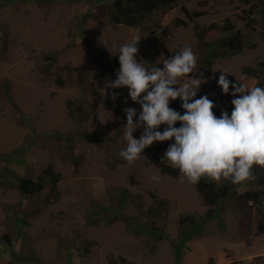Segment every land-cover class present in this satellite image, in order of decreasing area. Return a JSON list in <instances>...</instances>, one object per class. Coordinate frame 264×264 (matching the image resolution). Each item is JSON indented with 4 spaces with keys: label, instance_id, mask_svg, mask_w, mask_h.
Wrapping results in <instances>:
<instances>
[{
    "label": "rangeland",
    "instance_id": "rangeland-1",
    "mask_svg": "<svg viewBox=\"0 0 264 264\" xmlns=\"http://www.w3.org/2000/svg\"><path fill=\"white\" fill-rule=\"evenodd\" d=\"M111 3L55 0L52 5H16L0 0V47L5 36L9 41L6 58L0 56V264H108L111 257L121 256L136 264H175L170 242L178 235V219L208 209L196 184L161 171L164 153L174 140L155 142L131 164L119 156L126 145L127 120L98 99L99 95L111 98L112 89L106 96L103 87L106 80L117 77H110L96 58L110 63L122 45L139 37L136 59L144 61L147 46L142 42L150 37L134 27L114 26L109 19ZM243 9L241 0H181L176 8L154 17L160 25L153 33L169 28L166 44L171 53L191 47L196 55L195 23L208 26L227 18L243 30L249 45H255L230 60L218 61L213 77L199 86L195 98L207 96L213 109L227 113L232 112L233 96L231 87L225 95L218 86L221 72L230 82L251 89L259 81L244 69L257 67L264 59V27L247 28L239 17ZM195 12L201 16L193 19ZM84 15L90 18L83 23ZM52 55L55 59L48 60ZM170 57L161 54L158 67L162 69ZM144 66L152 67L145 61ZM181 79L189 82L188 77ZM77 106L89 115L73 116L70 110ZM135 109L139 115L140 106ZM166 127L161 125L157 131ZM142 132L137 129L133 137L138 140ZM50 164L61 174L58 199L51 196L50 185L41 194L22 196L18 178L38 181ZM115 187H127L137 198L143 197L147 207L154 201L151 192L168 199L170 238L156 243L146 236L136 237L122 221L89 226L94 201H107ZM135 206L129 204L128 214H138ZM223 217L226 230L217 222L208 225L203 236L190 243L185 264H207L210 258L216 264H255L264 257V233L257 234L254 203L232 200ZM7 233L12 235L11 244L3 240Z\"/></svg>",
    "mask_w": 264,
    "mask_h": 264
},
{
    "label": "trees",
    "instance_id": "trees-1",
    "mask_svg": "<svg viewBox=\"0 0 264 264\" xmlns=\"http://www.w3.org/2000/svg\"><path fill=\"white\" fill-rule=\"evenodd\" d=\"M12 4H22L27 2H36V4L52 5L55 0H9ZM102 1V0H101ZM181 0H112L109 6V19L114 26L126 25L137 28L143 35L146 33L150 39L146 38L142 44L147 46L143 53V60L150 66L159 65L158 57L161 54L174 56L178 52L171 53L166 44L167 38L170 36L169 28H163L162 33L155 34V28L159 25L154 20V17L165 14L168 11L176 8ZM245 4L246 9H243V14L239 17L245 22L247 28L256 29V26L264 27V0H241ZM201 16L199 12H195L191 18ZM90 15H84L83 23L88 21ZM162 20V18H160ZM195 36L197 38V66L190 76L199 78V72L203 73L204 79L213 77V68L220 60H230L231 58L243 53L246 48H254L255 45H249L248 40L241 28L231 19L227 18L223 22H214L208 26L195 23ZM9 48L7 36L3 39V45L0 47L2 58H6L5 54ZM59 52H56V56ZM47 57L48 60H54ZM110 77H116V71L120 68L119 55H115L110 63L103 62L101 57L96 58ZM244 72L258 79L257 87L264 88V59L260 61L257 67H246ZM60 85H64L63 80L59 81ZM238 81L231 82L232 84ZM241 84L240 82H238ZM242 85V84H241ZM231 87V85H230ZM11 89L10 85L7 87ZM246 88V87H245ZM247 89V88H246ZM231 91L233 89L231 88ZM118 101H113L109 97L99 95L98 99L103 101L105 108L115 114L117 117L127 120L125 109L136 108L140 106L134 103L129 97V91L116 89ZM112 93V90H110ZM234 97L231 98V101ZM194 99H197L194 97ZM127 101V103H125ZM171 101V100H170ZM171 107L181 114L184 109L181 107V101H171ZM71 104V102H69ZM230 108L233 110L231 103ZM73 116L81 117L89 115L83 107L77 106L76 109L70 110ZM214 115L220 117L223 111L219 107L213 109ZM229 116L231 112L228 113ZM138 121L134 117V123ZM179 122L175 127L179 128ZM73 150V147H70ZM75 161L79 166V161ZM165 175L179 178L181 173L178 169L169 167L164 163L161 169ZM254 180H248L240 184L231 183V179L221 178L220 181H213L208 177H201L196 184L197 191L202 196L204 203L208 207L203 214H183L178 219V235L171 240V249L175 264H185L184 257L187 250L190 248V243L203 236L206 227L213 222H217L219 227L226 230L225 213L226 205L232 200L242 201L246 203H254L257 208L258 225L257 234L264 233V169L259 166H254ZM61 174L58 173L53 164H50L39 177L38 181L33 178L19 177L18 189L22 196H35L41 194L50 185L52 191L51 196L58 199L60 195L59 183ZM248 186V190L242 192L240 189ZM154 199L153 203L147 207L143 197L137 198L127 187H115L112 189L110 198L107 201H94V208L89 211V226H99L100 224L111 226L117 222H124L132 230L136 237H148L156 243H160L170 236L167 233L168 218L170 211V203L166 198H160L156 193H150ZM50 200V199H49ZM135 202L138 214H128L129 204ZM30 213V212H29ZM3 240L7 244L12 243L11 233L3 235ZM85 253L89 254V249H85ZM32 260V258L30 257ZM108 264H136L134 261L126 257H118L109 259ZM207 264H216L214 258H210ZM232 264H238L234 262ZM255 264H264V257L258 258Z\"/></svg>",
    "mask_w": 264,
    "mask_h": 264
},
{
    "label": "clouds",
    "instance_id": "clouds-1",
    "mask_svg": "<svg viewBox=\"0 0 264 264\" xmlns=\"http://www.w3.org/2000/svg\"><path fill=\"white\" fill-rule=\"evenodd\" d=\"M139 41L134 37L119 48L117 78H109L103 87L106 96L108 89L113 90V101L118 98L115 90L126 87L130 99L141 109L139 115L134 108L125 109L126 145L119 156L131 164L155 142L174 140L161 162L167 161L169 167L178 169L188 182L197 184L205 176L213 181L230 178L233 184L254 180V166L264 169V88L246 89L238 82L232 84L221 72L218 86L227 95L231 85L233 110L230 116L225 111L216 117L215 105L207 96L194 99L199 86L207 81L200 72L198 79L190 76L197 66L191 47L165 59L162 69L146 68L144 61L136 59ZM184 77L189 82L182 81ZM177 99L182 102L183 114L169 107V101ZM178 122L179 128L175 127ZM161 125H167L163 132L157 131ZM141 128L143 132L137 140L133 132Z\"/></svg>",
    "mask_w": 264,
    "mask_h": 264
}]
</instances>
